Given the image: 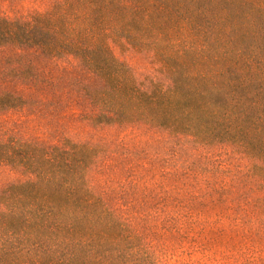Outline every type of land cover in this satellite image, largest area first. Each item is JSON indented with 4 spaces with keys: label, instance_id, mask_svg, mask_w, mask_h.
I'll list each match as a JSON object with an SVG mask.
<instances>
[{
    "label": "trees",
    "instance_id": "trees-1",
    "mask_svg": "<svg viewBox=\"0 0 264 264\" xmlns=\"http://www.w3.org/2000/svg\"><path fill=\"white\" fill-rule=\"evenodd\" d=\"M112 44L152 55L160 78L138 80ZM65 61L95 107L89 120L231 145L264 186V0H58L29 19L0 17V112L27 104L9 82L54 88L46 65ZM9 139L0 170L26 179L0 187V264L160 263L146 243L155 232L87 186L97 147Z\"/></svg>",
    "mask_w": 264,
    "mask_h": 264
},
{
    "label": "rangeland",
    "instance_id": "rangeland-1",
    "mask_svg": "<svg viewBox=\"0 0 264 264\" xmlns=\"http://www.w3.org/2000/svg\"><path fill=\"white\" fill-rule=\"evenodd\" d=\"M57 1L0 0V17L29 19ZM112 50L138 80L159 77L152 55L115 44ZM46 68L57 79L54 88L17 80L6 85L27 104L0 112V137L97 147L87 186L116 196L124 216L149 229L146 236L155 232L156 241L146 243L159 264H264V186L254 159L224 143L198 145L146 125L89 120L95 107L74 84L76 66L65 61ZM24 179L0 170V187Z\"/></svg>",
    "mask_w": 264,
    "mask_h": 264
}]
</instances>
